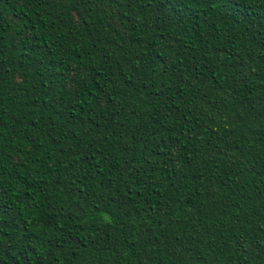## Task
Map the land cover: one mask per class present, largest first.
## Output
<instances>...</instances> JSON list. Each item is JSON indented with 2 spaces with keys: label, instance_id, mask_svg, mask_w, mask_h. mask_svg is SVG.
<instances>
[{
  "label": "trees",
  "instance_id": "trees-1",
  "mask_svg": "<svg viewBox=\"0 0 264 264\" xmlns=\"http://www.w3.org/2000/svg\"><path fill=\"white\" fill-rule=\"evenodd\" d=\"M0 264H264V0H0Z\"/></svg>",
  "mask_w": 264,
  "mask_h": 264
}]
</instances>
